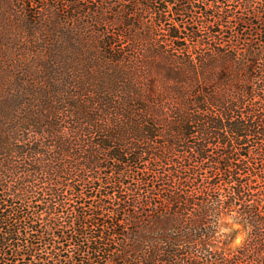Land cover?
I'll return each mask as SVG.
<instances>
[{
    "label": "trees",
    "instance_id": "1",
    "mask_svg": "<svg viewBox=\"0 0 264 264\" xmlns=\"http://www.w3.org/2000/svg\"><path fill=\"white\" fill-rule=\"evenodd\" d=\"M0 264H264V0H0Z\"/></svg>",
    "mask_w": 264,
    "mask_h": 264
},
{
    "label": "rangeland",
    "instance_id": "2",
    "mask_svg": "<svg viewBox=\"0 0 264 264\" xmlns=\"http://www.w3.org/2000/svg\"><path fill=\"white\" fill-rule=\"evenodd\" d=\"M31 55V54H30Z\"/></svg>",
    "mask_w": 264,
    "mask_h": 264
}]
</instances>
